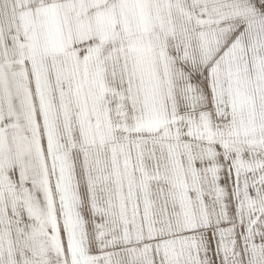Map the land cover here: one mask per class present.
Masks as SVG:
<instances>
[{"label":"snow or ice","instance_id":"6c2138e0","mask_svg":"<svg viewBox=\"0 0 264 264\" xmlns=\"http://www.w3.org/2000/svg\"><path fill=\"white\" fill-rule=\"evenodd\" d=\"M0 264H264V0H0Z\"/></svg>","mask_w":264,"mask_h":264}]
</instances>
